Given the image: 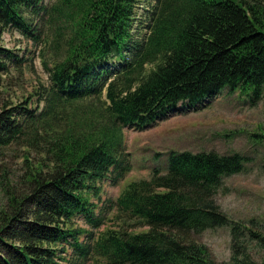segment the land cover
I'll return each mask as SVG.
<instances>
[{
	"label": "trees",
	"instance_id": "1",
	"mask_svg": "<svg viewBox=\"0 0 264 264\" xmlns=\"http://www.w3.org/2000/svg\"><path fill=\"white\" fill-rule=\"evenodd\" d=\"M7 28L43 41L47 83L10 99L4 76L29 58L0 44V264H219L195 236L221 226L227 263L264 264V233L214 198L240 153L171 149L163 172L91 198L131 168L123 128L200 110L223 87L264 94V0H0ZM254 136L264 147V124Z\"/></svg>",
	"mask_w": 264,
	"mask_h": 264
},
{
	"label": "rangeland",
	"instance_id": "2",
	"mask_svg": "<svg viewBox=\"0 0 264 264\" xmlns=\"http://www.w3.org/2000/svg\"><path fill=\"white\" fill-rule=\"evenodd\" d=\"M0 44L29 58L4 76L8 81L10 99L33 91L40 83H47L41 64L42 40L25 39L18 30L7 28L0 34ZM250 94L249 90L228 92L223 87L200 110L171 114L142 130L123 128L131 168L115 185L104 180L100 184L99 198H91L98 203L101 200L106 203V200H114L128 182L147 178L152 168L163 172L167 164L166 152L171 149L192 152L214 150L219 154L237 152L247 157L244 168L223 178V187L215 194V202L230 224L245 225L264 233V147L254 143V135L264 124V94L251 102ZM12 162L7 160L8 166L12 167ZM117 225L106 222L101 228ZM145 229L136 225L128 228L131 232ZM195 239L205 245L215 263L228 262L231 251L228 226L206 229ZM253 257L258 258L257 255Z\"/></svg>",
	"mask_w": 264,
	"mask_h": 264
}]
</instances>
